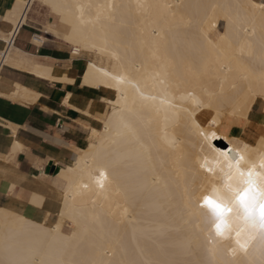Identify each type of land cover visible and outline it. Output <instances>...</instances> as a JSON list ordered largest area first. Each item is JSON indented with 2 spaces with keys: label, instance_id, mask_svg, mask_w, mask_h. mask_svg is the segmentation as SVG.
<instances>
[{
  "label": "bare ground",
  "instance_id": "6f19581e",
  "mask_svg": "<svg viewBox=\"0 0 264 264\" xmlns=\"http://www.w3.org/2000/svg\"><path fill=\"white\" fill-rule=\"evenodd\" d=\"M34 2L58 16L54 28L28 18ZM259 3L15 0L2 16L11 29L1 36V63L40 79L72 84L74 78L57 75L52 66L12 55L13 49L27 55L14 45L24 27L58 36L69 47L70 59H85L77 72L81 86L106 90L109 98L101 102L109 110L96 119L101 125L97 135L75 150L72 161L52 168L50 184L60 191L57 221L48 224L50 215L36 221L0 208V264H252L253 259L258 264L252 249L247 255L232 254L235 233L229 239L216 237L210 215L195 213L190 194L210 190L209 174L201 165L206 160L222 177L220 169L227 171V162L202 150L189 116L201 128L215 118L218 138L213 145L241 152L247 145L246 159L259 163L264 130L253 131L252 137L247 127L258 103L259 124L264 126V12L253 7ZM40 38L44 44L51 41ZM156 72L167 75L166 91L153 84ZM115 75L127 76L146 95L156 96V106L142 105L131 85H122L121 91L109 87ZM122 93L135 140L116 133L113 112L124 104L121 100L117 105ZM7 96L25 104L38 97L24 87ZM162 97L173 107L159 106ZM233 127L239 135H233ZM101 171L107 174L103 187L97 183ZM41 200L33 194L30 202L38 205ZM64 222L70 233L63 230Z\"/></svg>",
  "mask_w": 264,
  "mask_h": 264
},
{
  "label": "crops",
  "instance_id": "0c3cea01",
  "mask_svg": "<svg viewBox=\"0 0 264 264\" xmlns=\"http://www.w3.org/2000/svg\"><path fill=\"white\" fill-rule=\"evenodd\" d=\"M14 2L0 0V51L4 47L1 36L11 29L2 21V16ZM35 37L33 28L24 27L14 45L34 62L52 64L57 75L65 73L75 81L72 84L51 82L23 70L3 67L0 73V208L43 221L48 215L52 219L58 206L57 196L51 193L49 185L52 168L69 164L75 150L84 148L95 136L101 126L96 119L106 110L101 98L109 95L106 96V90L81 86L77 66L69 60L67 51L48 44L39 47L32 42ZM15 85L36 93L35 102L25 104L8 97L15 91ZM67 94L68 105H65ZM77 110L87 111L88 115ZM235 130L239 135L240 130L233 127ZM17 142L23 150L12 153V146ZM33 194L42 197L40 204L30 202Z\"/></svg>",
  "mask_w": 264,
  "mask_h": 264
},
{
  "label": "snow or ice",
  "instance_id": "6c2138e0",
  "mask_svg": "<svg viewBox=\"0 0 264 264\" xmlns=\"http://www.w3.org/2000/svg\"><path fill=\"white\" fill-rule=\"evenodd\" d=\"M253 7H258L261 12H264V0H260V3ZM207 23L211 26L214 21L210 19ZM78 51L79 47L77 46ZM151 79L154 85H159L161 88H165L167 84V75L163 72H156ZM110 81L109 87H115L118 91H121L122 85H131L139 94L142 105L156 106L157 97L146 95L145 91L138 84H133L127 76L115 75L110 78ZM192 99L195 101V97ZM121 100L124 101L123 106L113 112V117L117 119L116 133L118 136L135 140L137 137L135 126L124 115L128 109L127 98L123 93L117 98V105H120ZM196 103L197 106H200L198 101ZM166 104L169 108L173 107L166 97L160 98L159 106ZM189 118L192 119L197 134L201 138L202 150H207L227 162V171L224 168L220 169V172L223 173L222 177L216 174L214 168L209 166L206 160L201 165L209 174L206 179L210 190L204 188V191L198 196L190 194L194 199L195 213L210 215L216 237L229 239L235 233L236 247L232 249L233 255L238 251H243L247 255L252 249L258 253V264H264V149L261 150L258 164L246 159L245 154L249 151L247 145L244 146L242 152L240 150L221 151L212 143L218 138L217 130H214L213 127L216 125L215 118L211 120L207 128H201L191 114ZM22 150L18 144L12 146V153ZM12 153H9V156ZM106 179V172L101 171L100 179L97 181L100 187L104 186L103 181ZM221 180L222 183H218ZM83 187L87 189L88 185L85 184ZM202 187L204 186L202 185ZM212 256H215L214 252ZM18 264H29V262L21 261ZM252 264H257V261L253 259Z\"/></svg>",
  "mask_w": 264,
  "mask_h": 264
},
{
  "label": "rangeland",
  "instance_id": "374dc122",
  "mask_svg": "<svg viewBox=\"0 0 264 264\" xmlns=\"http://www.w3.org/2000/svg\"><path fill=\"white\" fill-rule=\"evenodd\" d=\"M28 16H29V18L33 22H35L37 25H40L42 27L54 28L57 25V23H58V16L55 15L54 13H52L51 10L48 7L42 5L39 2H34V4L32 5L31 10H30V13L28 14ZM27 28H30V27H27ZM33 30H34V34H36V36L39 35L40 37H47L48 39L51 40L50 42H47L45 44L52 45V46H56L59 49H62V50L67 51L68 57L71 58L70 55H69V47L64 42H62L58 36H55V35H50V36L49 35H46V34L40 32L39 29L38 30L37 29H33ZM40 37L39 38H36V42H35V45H37L39 47L45 45L44 43H42ZM12 55L15 56V57H22L23 59H26V60H33V58L31 56L24 55V54L20 53L16 49H13L12 50ZM70 60H73V62H75L78 70L83 69L84 64H85L84 63L85 62V59L79 58V59H70ZM45 63H44L45 65L52 66V64H47V62H45ZM42 64H43V62H42ZM55 72H57V71L55 70ZM18 87H19L18 85H15V89L18 90ZM107 108L108 107H106V110L104 112L105 114L109 110ZM102 118H104V116ZM259 119H260V104L258 103V104L255 105V107L253 109V112H251L250 115H249V122H248V126H247L248 129H249L248 130V133L252 137H255V133L254 132L257 129L259 131L264 130V126H261L259 124ZM98 131H99V129L96 131L95 136L97 135ZM237 132H238V130H235L233 132V134L234 135H237L238 134ZM49 185H50V191H51V193L55 194L56 196H59L60 195L59 194L60 191L57 190V189H55V188H53L51 186V184H49ZM58 186L59 187H62L63 184L62 183H58ZM57 220H58V217H56V216H54L52 219H50V217H49L48 224H51V223H53V222H55ZM62 228H63V230L66 233H70L71 232V229L69 228L67 222L62 223Z\"/></svg>",
  "mask_w": 264,
  "mask_h": 264
},
{
  "label": "built area",
  "instance_id": "2783aa9c",
  "mask_svg": "<svg viewBox=\"0 0 264 264\" xmlns=\"http://www.w3.org/2000/svg\"><path fill=\"white\" fill-rule=\"evenodd\" d=\"M3 67H4V65H3V63H1V58H0V73H1V71L3 69Z\"/></svg>",
  "mask_w": 264,
  "mask_h": 264
},
{
  "label": "water",
  "instance_id": "95a60500",
  "mask_svg": "<svg viewBox=\"0 0 264 264\" xmlns=\"http://www.w3.org/2000/svg\"><path fill=\"white\" fill-rule=\"evenodd\" d=\"M49 170H50V169H48V171H49ZM52 170H53V169H52ZM52 170H51V173L53 172Z\"/></svg>",
  "mask_w": 264,
  "mask_h": 264
}]
</instances>
